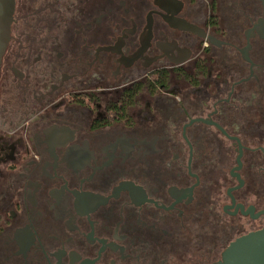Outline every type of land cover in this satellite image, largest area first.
Here are the masks:
<instances>
[{"label": "flooded vegetation", "instance_id": "flooded-vegetation-1", "mask_svg": "<svg viewBox=\"0 0 264 264\" xmlns=\"http://www.w3.org/2000/svg\"><path fill=\"white\" fill-rule=\"evenodd\" d=\"M262 210L264 0H16L0 264H219Z\"/></svg>", "mask_w": 264, "mask_h": 264}, {"label": "water", "instance_id": "water-1", "mask_svg": "<svg viewBox=\"0 0 264 264\" xmlns=\"http://www.w3.org/2000/svg\"><path fill=\"white\" fill-rule=\"evenodd\" d=\"M16 0H0V71L3 56L11 39ZM264 215V210L256 217ZM219 264H264V226L230 243Z\"/></svg>", "mask_w": 264, "mask_h": 264}, {"label": "rangeland", "instance_id": "rangeland-1", "mask_svg": "<svg viewBox=\"0 0 264 264\" xmlns=\"http://www.w3.org/2000/svg\"><path fill=\"white\" fill-rule=\"evenodd\" d=\"M264 226V218L262 219V221H260L258 224L255 225V227L257 228H262ZM251 230V226L247 227V232Z\"/></svg>", "mask_w": 264, "mask_h": 264}]
</instances>
